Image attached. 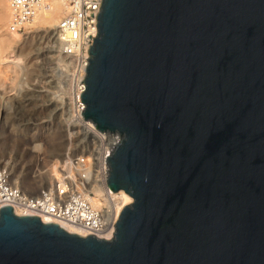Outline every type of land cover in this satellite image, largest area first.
I'll return each mask as SVG.
<instances>
[{
	"label": "water",
	"instance_id": "obj_1",
	"mask_svg": "<svg viewBox=\"0 0 264 264\" xmlns=\"http://www.w3.org/2000/svg\"><path fill=\"white\" fill-rule=\"evenodd\" d=\"M96 28L81 116L121 138L113 237L3 205L0 264H264V0H101Z\"/></svg>",
	"mask_w": 264,
	"mask_h": 264
},
{
	"label": "rangeland",
	"instance_id": "obj_2",
	"mask_svg": "<svg viewBox=\"0 0 264 264\" xmlns=\"http://www.w3.org/2000/svg\"><path fill=\"white\" fill-rule=\"evenodd\" d=\"M11 50L21 68H0V166L14 168L28 185L38 181L34 190L25 188L30 194L50 184L56 168L60 173L66 170L69 159L88 156L96 140L89 121L77 118L74 88L57 57L54 29L42 24L29 27ZM101 149L96 143V155ZM36 169L42 179L33 174ZM12 179L24 186L22 179Z\"/></svg>",
	"mask_w": 264,
	"mask_h": 264
},
{
	"label": "built area",
	"instance_id": "obj_3",
	"mask_svg": "<svg viewBox=\"0 0 264 264\" xmlns=\"http://www.w3.org/2000/svg\"><path fill=\"white\" fill-rule=\"evenodd\" d=\"M63 3L67 7V13L60 20L56 30V53L58 58L65 60L61 67L64 69L63 72L69 76L70 84L74 88L72 103L77 104V118L85 122L81 114L84 113L86 107L78 100L76 93L79 76L83 73L85 77L82 81L85 84L90 59L89 47L93 45L97 36V34L93 36V32L95 29L97 32L96 25L101 12V0H63ZM10 5L13 11L10 29L20 34L28 31L39 13L50 9L49 0H10ZM89 14H96L97 18L88 17ZM114 134L118 135L117 143H119L121 139L119 134ZM91 158L82 156L69 159L64 165L66 170L63 169L61 173L57 170L59 179L53 174L56 181L55 186L41 191L38 196L29 194L16 181H11L7 165L0 166V208L3 205H10L20 216L38 217L36 215L38 211H45L61 221H68L78 226L86 224L90 230L95 231L90 235L98 237L94 233L104 231L105 224L102 227L103 212L94 207L88 199V196L91 197L88 187L92 178L91 171H93L91 161L93 158ZM107 158L108 168L105 175L108 179ZM105 187L107 188V184ZM105 192L113 200L110 189L107 188ZM17 210L23 214H18ZM31 212H36V214H31Z\"/></svg>",
	"mask_w": 264,
	"mask_h": 264
},
{
	"label": "bare ground",
	"instance_id": "obj_4",
	"mask_svg": "<svg viewBox=\"0 0 264 264\" xmlns=\"http://www.w3.org/2000/svg\"><path fill=\"white\" fill-rule=\"evenodd\" d=\"M50 1V9H46L42 11L41 13L38 14V16L35 18L34 22L30 25L32 26H37L38 24H42V26H48L49 28L54 29L55 31V36H57V28L60 23V20L62 17L67 13V7L64 5L63 0H49ZM13 17V11L10 5V0H0V68H9V67H15L21 68V60L19 58H14L13 55H10L12 52L11 50V45L20 38V34L16 32H12L10 29L11 25V20ZM97 32L96 29L93 32V36H96ZM60 58V57H59ZM60 60L65 61L63 58ZM84 68V67H83ZM85 73L82 74V76H79V83L77 87V93L76 96L78 100L81 102V97L80 94L85 90V84L82 79H84ZM87 124V123H86ZM92 130L91 132L94 140L96 142L92 143V151H89L87 154L88 157H92V168L93 171H91V182L88 187V193L90 192L91 197L88 196V199L92 203V205L96 208H98L101 212H103V219L101 221L102 227L105 224L104 231L102 232H96V234L99 238L106 239V240H111L113 237V233L115 231L114 223L115 220L117 219L116 215L118 214L117 212L123 207L124 205V199L125 196L119 192V193H112V199L108 197L107 193L105 190L108 188L107 184V164H106V158L112 151L113 147L118 141V135L114 133H108V132H101L99 131L96 126L89 121L87 124ZM86 128V127H85ZM35 141H32L31 143H34ZM96 143L101 144V150L96 155L95 151V145ZM108 147H105L107 146ZM40 145H34L33 148H39ZM99 156V158H98ZM37 160H40L41 157L39 155L36 156ZM98 158V159H97ZM8 164V163H6ZM9 168V167H8ZM54 175L59 179V174L57 171V168L55 169ZM10 180L12 181V178H17L16 180H21L22 175L21 173H18V171L15 172L14 168L12 171H10ZM33 174H38L36 175L37 177H42V173L40 169H37L33 171ZM42 179V178H41ZM26 180V179H25ZM24 178L22 179L21 182L24 186L21 188L23 190H26V187H31L30 189L34 190V184L37 183L38 181L32 182L30 185H28L25 182ZM42 181V180H41ZM51 182V181H50ZM18 183V182H17ZM55 177L52 178V182L44 187H39L37 192L35 193H30L34 196H38L41 191H45L49 189L52 186H55ZM46 184V183H45ZM105 184H107V188L105 187ZM36 185V184H35ZM38 185V183H37ZM40 185V184H39ZM37 187V186H36ZM37 189V188H36ZM109 189V188H108ZM18 214H23L17 210ZM31 214H36V212H31ZM38 217L41 218V220L44 223H57L70 233H75L83 237H87L90 234H92V231L87 227L85 224L84 226H78L75 225L71 222L68 221H61L57 218H55L53 215L46 213L45 211H38L36 214Z\"/></svg>",
	"mask_w": 264,
	"mask_h": 264
}]
</instances>
